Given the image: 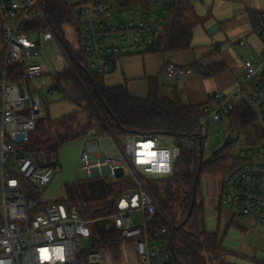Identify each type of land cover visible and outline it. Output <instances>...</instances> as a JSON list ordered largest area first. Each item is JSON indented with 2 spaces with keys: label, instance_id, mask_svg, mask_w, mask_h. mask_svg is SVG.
<instances>
[{
  "label": "built area",
  "instance_id": "built-area-1",
  "mask_svg": "<svg viewBox=\"0 0 264 264\" xmlns=\"http://www.w3.org/2000/svg\"><path fill=\"white\" fill-rule=\"evenodd\" d=\"M74 17L68 25L83 54L88 70L107 74L116 59L124 55L147 52L161 37L170 15L172 0H67ZM9 8L0 10V264H105L102 253L87 249L82 239H92L91 223L77 205L63 201L45 203L37 196L61 170L59 149H34L30 146L32 133L39 120L47 116L43 97L33 94L21 82L8 78V68L25 61L23 81L44 75L39 61L53 69V87L45 97L60 90L55 77L65 75L75 66L70 47L47 26L39 31L24 32V22L45 21L40 0H11ZM253 32L259 45L241 62L237 85L231 94L220 90L211 93L192 133L184 136L166 133L131 132L116 134L92 127L83 140L86 143L80 159V173L92 180L129 177L133 189L125 191L115 202L109 216L125 240L133 241L139 264H168L173 259L170 244L162 238L166 227L158 226L162 213L149 191L144 178H163L174 172L181 157L182 146L197 132L208 146L210 138L237 141L240 117L235 115L239 102L253 109L263 135L240 144V160L224 178L220 201L236 211L240 221L254 217L264 223V10L251 13ZM69 30L65 28L66 34ZM56 44L63 55L66 68L58 70L48 47ZM238 47L247 45L242 39ZM164 72L180 81L189 70L173 63ZM43 89L42 85H38ZM240 110H242L240 108ZM214 125L215 131H211ZM222 125L226 132L219 129ZM255 131V130H254ZM115 139L116 152H109L105 138ZM124 139V144L120 139ZM224 139V140H225ZM120 173V175H118ZM135 212H141L137 223ZM252 258L254 252L243 241L238 252ZM225 264H235L226 262Z\"/></svg>",
  "mask_w": 264,
  "mask_h": 264
},
{
  "label": "trees",
  "instance_id": "trees-1",
  "mask_svg": "<svg viewBox=\"0 0 264 264\" xmlns=\"http://www.w3.org/2000/svg\"><path fill=\"white\" fill-rule=\"evenodd\" d=\"M40 4L45 11L46 22L26 21L22 31H39L45 28L47 23L54 28L61 40L70 47L75 63L74 68L66 75L59 74L55 77L58 88L66 95L63 84L71 81L84 93L85 97L80 110L73 111L48 124L45 123V118L39 120L31 136L32 148L59 149L62 144L82 139L87 130L92 127L116 134L172 132L184 136L195 131L208 102L192 105L176 92L167 95L164 90L167 85H162L159 77L148 79V96L141 99L133 96L126 85H109L105 81V74L90 71L93 83L101 94L102 99L99 98L88 75L82 69L83 66L88 69L83 54L72 48L64 36L66 26L73 24L74 21L68 1L40 0ZM170 9L162 37L147 52L168 53L192 48L197 26L204 24L209 18L198 14L194 0H172ZM25 63L23 61L10 66L8 78L22 82ZM193 66L208 71L211 75L219 74L228 68L224 62L202 67L198 61H195ZM235 115L240 117V121L233 129L238 128L247 133L255 130L254 112L247 102L238 103ZM82 118L85 119V123L82 122ZM233 143L234 141H230L225 149ZM205 148V142H203L204 152ZM199 150V135L194 132L188 142L183 144L181 157L175 164L173 174L163 178H152L148 185L150 193L159 202L162 220H159L157 224L166 227L167 231L162 238L169 244L174 228L183 223L190 209L194 180L199 168ZM227 156L218 155L215 158L206 159L204 155L196 202L189 219L175 232L173 239L175 253L172 251L173 259L168 264H225L219 255L220 243L217 234L207 231L205 227L201 179L204 176L228 177L239 165L240 160L235 157L233 163L229 164ZM160 190L164 191V194ZM125 191L122 182L95 178L76 187H68L67 199L59 201L77 205L84 218L94 220L91 223L92 241L110 244L123 240L109 216L115 209L116 200Z\"/></svg>",
  "mask_w": 264,
  "mask_h": 264
},
{
  "label": "crops",
  "instance_id": "crops-1",
  "mask_svg": "<svg viewBox=\"0 0 264 264\" xmlns=\"http://www.w3.org/2000/svg\"><path fill=\"white\" fill-rule=\"evenodd\" d=\"M226 1L227 0H210V2H214V4L212 6L207 5L208 14H204L202 16H208V19H210L215 3L220 2L223 4ZM240 1V3H243L245 0ZM257 3L260 5V8L257 9L246 6V9L239 7L234 11L229 10L225 13L218 11L216 14L217 18H215L216 21H214L211 28L208 30V37L204 40L205 42L203 41L204 45L197 47V49H201L200 53H195V56L178 54L182 51L168 53L143 52V55L141 53H137L141 54L140 56H137V54H131L124 55L122 58L119 57L121 58L120 62L118 63V58L114 61L113 65L115 68H122L125 72V76H123L125 80L131 81V84L126 83L125 85L128 87L133 96L135 94L132 89H136L135 80L137 79H149L150 77H159L160 79L162 74V85L165 84L163 82L164 67L169 63L182 67L191 66L195 68L193 66L195 61H198L202 67H208L224 62L228 68L230 65H233L234 72L237 73L240 69L241 63L237 59L236 53L240 50H244L247 46H252L249 44V36L251 34L256 36L253 32L251 13L254 11L264 10V0L261 2L257 1ZM229 16H233L234 18L228 19ZM234 30H236V33H233L234 38L227 43V45H225V41L223 40V37H221L222 34L220 35V33H231L232 31L235 32ZM215 35L219 36V47H216L215 43L212 41V36ZM242 39L247 41V45L238 47L236 42ZM250 54L251 50L249 55ZM195 70L200 71L201 74L197 73L186 76L182 79V83L179 85L181 91L183 92V96L180 97L186 102L192 105H201L206 103L211 93L216 90L224 89L225 94H231L234 91L235 88L232 86L234 77L232 75L229 76L222 74L221 77L212 81L206 77L215 75H211L208 71L198 68H195ZM165 89L166 88H164V90ZM169 91L172 93L175 92L172 87ZM223 185L224 177L204 176L201 179V200L204 206L205 227L207 231L217 234L220 243L219 255L225 263L263 264L264 223L258 222L254 217H247L243 221H240L236 211L232 208L224 206L220 201ZM243 241L248 242L249 247L254 252V256L252 258L242 256L238 253Z\"/></svg>",
  "mask_w": 264,
  "mask_h": 264
},
{
  "label": "rangeland",
  "instance_id": "rangeland-1",
  "mask_svg": "<svg viewBox=\"0 0 264 264\" xmlns=\"http://www.w3.org/2000/svg\"><path fill=\"white\" fill-rule=\"evenodd\" d=\"M11 0H0V10H4L6 8H9ZM257 1L261 2L262 0H245L243 3H240V0H227L223 4L220 2H216L215 6L213 7L211 17L208 19L204 24H200L197 26L195 30V36L192 42V46L194 48H190L189 50H185L182 52H179L178 54L180 55H193L195 56V53H200L201 49H197V47H200L204 45V40L207 39L208 37V30L211 28L212 24L214 23L216 14L218 11H221L223 13L231 10H235L237 8H244L246 9L247 7H251L253 9L260 8L257 3ZM212 2V1H211ZM210 0H195L194 4L196 7V11L200 15H207L208 10H207V5L212 6L214 4L211 3ZM260 4V3H259ZM218 16V15H217ZM233 19L234 17H228V19ZM66 29L69 30L70 27L66 26ZM235 32H227L226 34H222L221 37H223V40L225 41V45L229 43L233 38L234 35L233 33ZM66 33V31H65ZM219 35V34H217ZM212 36V41L215 43L216 47H219L220 41L218 40L219 36ZM67 38V41L73 46L78 47L77 40L75 39L74 33L69 30V35H65ZM228 37V38H227ZM204 41V42H203ZM249 44L252 46H247L244 50H240L239 52L236 53L237 59L241 63L244 59H246L249 56L251 47H256L259 45V40L258 38L254 35L251 34L249 36ZM3 47V44L0 43V48ZM48 53L54 62V64L57 66L58 70L63 71L66 68V62L61 54L58 46L56 44H51L48 47ZM147 53V52H145ZM142 55L144 53H141ZM141 54H137V56H140ZM1 55L3 57V52H1ZM122 58V57H121ZM121 58H119L117 61L118 63L120 62ZM43 67L44 70V75L40 77H35L32 78L29 81H22L21 83L28 87L30 91L33 94H39L43 97V105L47 111V116L45 117V123H51L54 120L60 119L61 117L73 112L80 110L81 106L80 104L74 102L71 100L67 95H65L62 92H59L57 95H53L50 97H45V92L53 87L54 85V79L53 77L49 74V69H53L52 65L50 64V61L48 60V65L42 61H39ZM189 72L182 78L184 79L186 76L192 75V74H197L200 73V71L195 70L193 67H186ZM67 74V73H66ZM65 74V75H66ZM125 72L122 70V68H115L114 65H112L111 71L107 74H105L104 78L107 84L109 85H120L123 84L125 85L126 83L131 84V81L128 80L126 81L123 76ZM201 74V73H200ZM229 75L234 77V82H233V88L237 85V73L234 72V66L230 65L229 68L221 72L220 74H217L215 76H208L206 78L210 80L218 79L221 77V75ZM119 75V76H118ZM121 77V78H120ZM182 79L178 82H174L170 80L167 75L164 72L163 76V82L167 85L165 88V91L167 95H171L172 92L169 91L171 87L174 89L176 94L180 95L181 97L183 96V92L180 89V83H182ZM160 81L162 82V74ZM136 84V89H132L133 93L135 94L134 96L139 97V98H146L148 94V79H137L135 80ZM41 84L43 89H39L38 85ZM221 92L225 93L224 89H220ZM253 111V109L251 108ZM253 121L258 122V119L256 115L254 114ZM82 122L85 123V119L82 118ZM259 123V122H258ZM211 131H215V126H211ZM219 129L222 132H226L223 128L222 125H219ZM53 133V132H52ZM54 134V133H53ZM263 135V129L261 126H258L255 131H250L249 133L241 131L239 133L237 141H234V143L225 149L223 152L219 154V156H227L228 163L232 164L233 160L235 157H237L238 154V146L240 144H243L244 142H250L252 141L253 137L255 138H260ZM225 138L223 136L219 138H210L208 146L205 148V158L206 159H212L215 158L213 156V152L219 148L223 143ZM105 146L107 148V151L109 152H116L115 146V139L112 137H106L105 138ZM120 143L124 144V139H120ZM86 143L82 139H77L74 141L67 142L65 144H62L59 146V156H60V161H61V170L57 172L54 176L50 184H48L44 189L37 190L36 194L39 196L43 202L45 203H53L57 202L59 200H65L67 199V188L68 187H76L82 183L88 182L87 179L83 178V176L80 173V159H81V153L82 150L85 148ZM120 175V173L118 174ZM147 185H149L150 181L152 178H144ZM118 182H122L123 189H126V191H130L133 189L134 183L129 177H117L116 179H113ZM162 183V182H161ZM162 194H164V191L160 190ZM156 200V199H155ZM157 201V200H156ZM159 202L157 201V204ZM134 217L137 223H140L142 220L141 217V212H135ZM81 243L84 245L85 248L87 249H97L99 250L104 258L105 264H139L140 262V257L137 254V251L135 249V245L133 241L131 240H121L117 242H113L110 244H104V243H95L94 241L89 240V239H82ZM242 264V263H238ZM248 264V263H244ZM250 264V263H249Z\"/></svg>",
  "mask_w": 264,
  "mask_h": 264
},
{
  "label": "water",
  "instance_id": "water-1",
  "mask_svg": "<svg viewBox=\"0 0 264 264\" xmlns=\"http://www.w3.org/2000/svg\"><path fill=\"white\" fill-rule=\"evenodd\" d=\"M82 69L86 72V74L88 75L91 83L93 84V88L95 90V92L97 93V95L99 96V98L102 99L101 97V94L97 88V86L93 83V78H92V75L90 73V71L86 68V67H82ZM64 88H65V91H66V95L71 99L73 100L74 102L78 103V104H82L83 103V100H84V93H82L78 88L77 86L73 83V82H67V83H64L63 84ZM163 133H166V134H170V135H177L175 133H172V132H163ZM177 136H180V135H177ZM231 141V136H228L224 143L219 147L217 148L214 152H213V156L216 157L218 156L221 152L224 151V149L227 147V145L229 144V142ZM199 143H200V153H199V168H198V171H197V174H196V177H195V180H194V186H193V198H192V201H191V205H190V209H189V212H188V215L187 217L185 218V220L183 221V223L179 224L178 226H176L172 232V235H171V238H170V246H171V250L175 253L174 251V244H173V239H174V236H175V232L180 229L183 224L189 219V217L191 216L192 214V210L194 208V205H195V202H196V197H197V189H198V182H199V178H200V172H201V168H202V164H203V161H204V149H203V141H202V137L199 136Z\"/></svg>",
  "mask_w": 264,
  "mask_h": 264
}]
</instances>
